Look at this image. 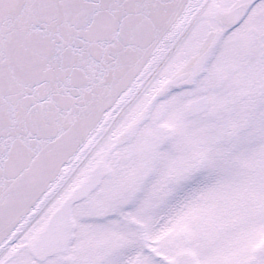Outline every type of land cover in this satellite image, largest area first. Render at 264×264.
<instances>
[{"label": "snow or ice", "instance_id": "1", "mask_svg": "<svg viewBox=\"0 0 264 264\" xmlns=\"http://www.w3.org/2000/svg\"><path fill=\"white\" fill-rule=\"evenodd\" d=\"M0 264H264V0H0Z\"/></svg>", "mask_w": 264, "mask_h": 264}]
</instances>
